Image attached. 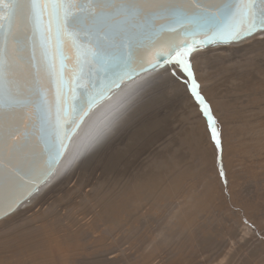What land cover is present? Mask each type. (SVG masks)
<instances>
[{"label":"rangeland","instance_id":"obj_1","mask_svg":"<svg viewBox=\"0 0 264 264\" xmlns=\"http://www.w3.org/2000/svg\"><path fill=\"white\" fill-rule=\"evenodd\" d=\"M190 58L223 153L179 77L146 81L119 133L86 157L90 133L77 138L46 192L0 222V264H264V33Z\"/></svg>","mask_w":264,"mask_h":264},{"label":"snow or ice","instance_id":"obj_2","mask_svg":"<svg viewBox=\"0 0 264 264\" xmlns=\"http://www.w3.org/2000/svg\"><path fill=\"white\" fill-rule=\"evenodd\" d=\"M0 9V202L7 201L11 207L18 194L36 182L37 174L46 179L54 172L71 131L80 122L77 118L82 120L109 93L139 75L137 68L146 70L145 55L153 48L167 51L156 52L151 68L162 63L170 66L153 79L172 69L171 77L183 81L205 118L214 151L223 153V129L216 127L221 121L201 94L190 54L204 44L264 32V0H0ZM18 14L25 22L23 35L12 28ZM93 34L94 42L76 43ZM201 34L204 40L197 39ZM176 36L186 39L177 44ZM65 39L80 52L75 79L79 99L75 91L69 96L63 75ZM86 43L95 47L89 49ZM146 85L124 98L110 118L92 130L81 157L128 124L146 100ZM34 135L44 141L45 153L36 152ZM42 155L47 159L38 168Z\"/></svg>","mask_w":264,"mask_h":264},{"label":"water","instance_id":"obj_3","mask_svg":"<svg viewBox=\"0 0 264 264\" xmlns=\"http://www.w3.org/2000/svg\"><path fill=\"white\" fill-rule=\"evenodd\" d=\"M0 11H2V9H0ZM87 11H92V10H87ZM87 14V13H86ZM6 15V13H5ZM30 28V26H28ZM12 28L13 31H17L19 32L21 35H23L26 31V27H25V22L22 19V15L18 14L17 17H15L13 19L12 22ZM259 33L255 32L253 35ZM28 35H31V32L28 31ZM253 35L251 36H245V37H241L236 41H232L231 38H229L228 41H225L224 43H217V44H204L201 45L199 47H194V49L197 48H201V47H210L213 45H223V46H228V45H233V44H238L239 42L251 38ZM89 39H91L93 42L97 39V37L95 36V34H93L90 38L89 37H85L82 36L80 41H77L76 43L79 44L81 41H85L87 42ZM186 39L185 37L182 36H176L174 38V42L179 44L182 40ZM198 40H204L205 36L204 34H201L197 37ZM86 47L89 49H92L95 47L94 43H86ZM63 48H64V53L66 56V60H65V68L63 70V75H64V79L66 81V87L69 90V96H71L73 94V91H75V96L77 99H79L80 97V91L79 89L76 88V84H75V79L76 76L79 73V65H78V60L80 58V52L77 50V47L73 45V43L70 40L65 39L63 42ZM158 51H167V48H153L151 49V51H149L146 55H145V64H144V68L146 70L141 71L139 68H137V71L139 72V75L134 76L131 80L125 82L124 84L131 82L137 78H139L140 76H142L143 74L149 73V72H155L157 70H160L161 68L165 67L166 64H158L157 67L155 69L151 68V64L152 63H156V52ZM85 71H87V66H85ZM82 84H87V80H83L81 81ZM123 84V85H124ZM121 85V88L122 86ZM48 83L47 81L44 82V89H45V94H48ZM117 92V91H114ZM109 93V97L104 99L103 101L99 102L98 104H96L92 109H90L87 113V115L83 116L82 120L81 118H77L79 122L78 126H75L74 129L71 131L70 133V139L67 143V147L66 150L64 151L63 156L60 158L59 162L55 165V170L54 172L48 176L46 179H41L39 177V175L37 174L36 176V182L34 184L31 185V187L29 189L26 190H22L20 194H18L17 200L14 204H12L11 207H9L8 202L4 201V202H0V220L4 219L5 217L9 216L10 214H12L14 211H16L20 205L28 200L44 183H46L52 176L53 174L56 172L57 168L61 165V163L63 162V160L65 159V157L68 155L72 141L75 139V137L79 134L81 127L83 126L84 122L86 121V119L90 116V114L93 112V110H95L98 106H100L101 104H103L106 100H108L110 98V96H112V94L114 93ZM50 99H54V95L50 96ZM71 102V101H70ZM32 144L35 147V150L38 154H43L45 153V143L44 141L39 137V135H34L32 137ZM47 159L46 155H42L41 160L38 164V168L43 166L44 161Z\"/></svg>","mask_w":264,"mask_h":264},{"label":"bare ground","instance_id":"obj_4","mask_svg":"<svg viewBox=\"0 0 264 264\" xmlns=\"http://www.w3.org/2000/svg\"><path fill=\"white\" fill-rule=\"evenodd\" d=\"M259 33L261 34V33H264V32H259ZM259 33H257V34H259ZM245 40H247V39H245ZM243 41H241V42H243ZM241 42H239V43H241ZM215 46H220V45H213V46H210V47H215ZM210 47H208V48H210ZM203 48L204 47L197 48V50L198 49H203ZM196 54H198V53H196ZM202 56H204L203 53H199L198 54L199 58H201ZM164 68L165 67L161 68V71L159 70L160 72H158L154 76H151V74H153L154 72H149V73L143 74L142 76H140L139 78H137V79H135V80H133L131 82H128V83L124 84L122 86V88H120L119 91L114 92V93L121 92L120 93L121 95H119V97L114 100L113 104H115L117 102H120L124 98L129 96L132 93V90H129V88H131L133 85H136V84L139 85L140 87L146 81H158L157 84H161V83H164L165 81L166 82L169 81V82L175 84V79L176 78H172L171 75H170V72L172 71V69H170L168 75L163 76L161 79H159V80H154L153 79L154 77L160 76V74L164 72ZM126 89H128V90H126ZM110 99H111V96L103 104H101L95 110H93V112L90 114V116L86 119V121L84 122L83 126L81 127V130H80L79 134L72 141V144H71V147H70L68 155L71 154L72 146H73V143L76 141V139L79 138L78 142H80L81 144H82V141L85 142V139L88 137L89 133H90V136H91V132L97 126L98 121H100L103 117H106L107 111L109 109V105H104V104L107 103L108 101H110ZM68 155L65 157V159L63 160L61 165L57 168V170L53 174V176L46 183H44L28 200L24 201L16 211H14L12 214H10L9 217L7 216L8 221H9V218L13 219V218H15V216H17V215H15V214H17L16 212H20L22 209H24L26 206H28V204H26V203H28L30 199H32V198L34 199L38 195V192L40 193V192H42V190H44V192H46L48 187L52 184L53 178L57 179L58 178V174L64 169L65 163L67 162V159H68ZM44 192L42 194H44ZM4 220H1L0 222H3V223L6 222V220L5 221Z\"/></svg>","mask_w":264,"mask_h":264}]
</instances>
